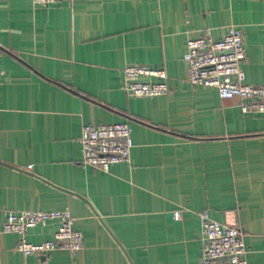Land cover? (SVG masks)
Returning a JSON list of instances; mask_svg holds the SVG:
<instances>
[{
	"label": "crops",
	"instance_id": "0c3cea01",
	"mask_svg": "<svg viewBox=\"0 0 264 264\" xmlns=\"http://www.w3.org/2000/svg\"><path fill=\"white\" fill-rule=\"evenodd\" d=\"M230 25L244 81L264 84V0H0V207L68 209L83 237L75 255L24 256L16 234H0V264H201L202 210L237 225L247 264H264V112L191 85L182 59L188 39ZM127 64L163 68L168 92L128 96ZM118 122L131 128L130 162L83 165L81 127Z\"/></svg>",
	"mask_w": 264,
	"mask_h": 264
},
{
	"label": "built area",
	"instance_id": "2783aa9c",
	"mask_svg": "<svg viewBox=\"0 0 264 264\" xmlns=\"http://www.w3.org/2000/svg\"><path fill=\"white\" fill-rule=\"evenodd\" d=\"M75 0H32L34 5H51ZM246 56L242 30L234 25L225 35L214 39L205 30L201 35L186 41L182 59L187 65V82L191 85L213 87L221 99H239L243 113L264 112V84L252 85L244 81L241 64ZM4 72L0 69V83ZM122 89L130 97H156L165 95L169 88L163 68L142 64H127L122 69ZM81 163L107 172L120 162H130L133 146L131 128L127 122L113 124H84L79 137ZM180 219V210L172 212ZM202 250L201 264H247V248L237 225H228L209 217L207 210L198 213ZM57 223L52 238L40 243L25 239L28 229ZM74 218L68 209L13 211L0 207V234L18 236L16 250L24 256L47 254L64 249L75 255L83 248L82 233L73 227ZM44 264V263H38Z\"/></svg>",
	"mask_w": 264,
	"mask_h": 264
}]
</instances>
